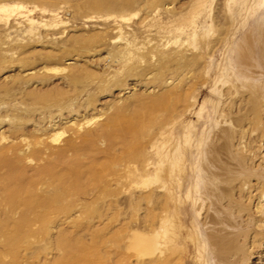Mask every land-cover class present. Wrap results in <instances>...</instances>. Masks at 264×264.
<instances>
[{"label": "rangeland", "instance_id": "rangeland-1", "mask_svg": "<svg viewBox=\"0 0 264 264\" xmlns=\"http://www.w3.org/2000/svg\"><path fill=\"white\" fill-rule=\"evenodd\" d=\"M0 200V264H264V0H0Z\"/></svg>", "mask_w": 264, "mask_h": 264}, {"label": "bare ground", "instance_id": "bare-ground-1", "mask_svg": "<svg viewBox=\"0 0 264 264\" xmlns=\"http://www.w3.org/2000/svg\"><path fill=\"white\" fill-rule=\"evenodd\" d=\"M58 136H59V134H58ZM55 139H57V138L55 137ZM220 151H222V152L224 151V153H227L228 150L226 148H224L223 150H220ZM217 154H219V153L217 152ZM243 165H245V164L242 162H241V164H239L238 162L236 163L237 170H238L237 173L240 171L239 174L244 178L246 176V174H248V173H247L246 168H244ZM7 166L10 168L9 172L6 173L4 178L2 177L3 179L1 178L2 179L1 181H2V185H5V189H4L5 190L4 191L5 192V198L8 201V203H5V204L10 205V203H11V205H12L16 201H20V200H18V197H19L18 195L23 190V186L19 185L21 183L16 184V182H15V179L18 176L16 174V170L14 171L13 167L11 168V165L7 164ZM220 169L221 170H228L230 168L227 166L226 163L218 161L216 163L214 162L213 168L211 170H208V173L212 176H216V175L220 174V171H219ZM13 180H14V182H13ZM247 185L248 184L245 182L244 186H247ZM181 189H182V187H181ZM1 191H3V190H1ZM225 193H227V188L225 189V191L222 195H225ZM219 195L220 194H218L217 196H219ZM219 197H223V196H219ZM3 199L4 198H2V200ZM0 202H1V200H0ZM22 203L25 207L29 206L30 209H31V207H35V206L41 204L39 201H37L34 204L33 200H31V198H29V199L23 198ZM0 204H2V203H0ZM3 204H4V202H3ZM28 210H29V208H28ZM219 211H221V213L219 215H217L216 217L212 218L213 224L216 225L217 221H221L229 227H232V228L236 227L237 232H230L228 234L226 232L227 229L224 227H222V228L212 227L210 229V231L206 232V234L209 237V240L212 241L211 249L214 252V254L217 256V258H219V256H221V255L228 254L232 250H234V248L236 247V244L238 242V238H240L241 236H245L246 231H247V224L244 221L245 219H243L242 217H238L236 215L230 216L229 213H231V208H228V210H224L221 207H219ZM224 215H225V217H224ZM149 242H150V239H147V238L142 237L140 235H135L133 237L132 246H134L135 248H138L141 252H143V251L145 252V247H147L149 245Z\"/></svg>", "mask_w": 264, "mask_h": 264}]
</instances>
